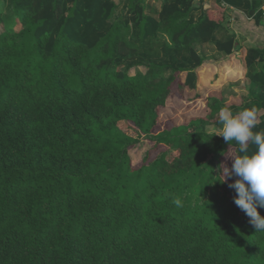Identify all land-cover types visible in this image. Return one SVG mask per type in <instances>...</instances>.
Wrapping results in <instances>:
<instances>
[{
	"label": "trees",
	"instance_id": "obj_1",
	"mask_svg": "<svg viewBox=\"0 0 264 264\" xmlns=\"http://www.w3.org/2000/svg\"><path fill=\"white\" fill-rule=\"evenodd\" d=\"M9 1L18 25L0 14V264H264V232L235 205L232 182H218L238 146L212 131L224 107L257 108L253 131L264 130V51L247 49L237 105L203 93L197 75L207 60L197 46L236 49L226 6L259 26L261 1L162 0L151 11L126 0L118 16L113 0ZM182 87L202 109L161 123ZM141 140L162 150L132 165Z\"/></svg>",
	"mask_w": 264,
	"mask_h": 264
},
{
	"label": "clouds",
	"instance_id": "obj_2",
	"mask_svg": "<svg viewBox=\"0 0 264 264\" xmlns=\"http://www.w3.org/2000/svg\"><path fill=\"white\" fill-rule=\"evenodd\" d=\"M257 111L255 107L237 113L227 107L220 109L218 135L228 144L234 142L238 148L232 156L231 169H218L222 172L218 182L223 183L225 177H238L228 185L237 194L234 203L250 218L256 232H264V217L257 211V207L264 208V130L253 131L257 125ZM249 145L255 146L251 153ZM171 203L176 207L183 206L179 197L172 198Z\"/></svg>",
	"mask_w": 264,
	"mask_h": 264
},
{
	"label": "crops",
	"instance_id": "obj_3",
	"mask_svg": "<svg viewBox=\"0 0 264 264\" xmlns=\"http://www.w3.org/2000/svg\"><path fill=\"white\" fill-rule=\"evenodd\" d=\"M206 4L210 7L214 6L213 2L205 3V7ZM225 16L226 20L223 26L229 34L235 37L237 41L236 49L226 57L213 49L212 58L209 59L206 56L207 60L197 71L198 83L200 85L214 83L212 90L221 91L226 104L237 105L239 98L246 96L249 88V81L245 77L247 49L255 47L264 51V20L259 26L255 25L253 20L243 12L230 6H226ZM232 85L241 86L243 90L240 92L233 86L231 90H234V94L226 96L224 87Z\"/></svg>",
	"mask_w": 264,
	"mask_h": 264
},
{
	"label": "rangeland",
	"instance_id": "obj_4",
	"mask_svg": "<svg viewBox=\"0 0 264 264\" xmlns=\"http://www.w3.org/2000/svg\"><path fill=\"white\" fill-rule=\"evenodd\" d=\"M114 3L117 5L116 9V16L122 13V7L126 3V0H113ZM162 0H146V6L148 10L151 11L157 10L161 4ZM208 4H206V7ZM0 14L3 18L4 22L8 23L7 27L11 30H15L17 27V21L14 18L10 7L9 0H0ZM13 19V20H12ZM197 49L201 54L207 56L209 59L212 58V45L206 46H197ZM202 92L204 93L205 89L210 90L214 86V83H204L202 84ZM232 86H225V95L229 96L234 94V90H231ZM240 92L243 90L241 86H234ZM180 94V98L172 97L166 107L161 111V123L166 122L167 120H172L174 123H185L191 117L196 116L200 110L202 109L203 102L196 99V92L190 91L184 87L177 90ZM207 92V91H206ZM238 93V92H237ZM215 133L219 134L218 129H212ZM162 150L161 147L155 148L152 146V143L146 140H141L140 144L130 149L129 154L132 160V165H138L141 163L142 159L145 155H148L149 159H152L158 152ZM229 156L225 158L222 164L223 167H227L231 169V164L229 161ZM238 177H225L229 182L234 183Z\"/></svg>",
	"mask_w": 264,
	"mask_h": 264
},
{
	"label": "built area",
	"instance_id": "obj_5",
	"mask_svg": "<svg viewBox=\"0 0 264 264\" xmlns=\"http://www.w3.org/2000/svg\"><path fill=\"white\" fill-rule=\"evenodd\" d=\"M195 2H199L200 0H194ZM261 1V13H262V19L264 20V0H260Z\"/></svg>",
	"mask_w": 264,
	"mask_h": 264
}]
</instances>
